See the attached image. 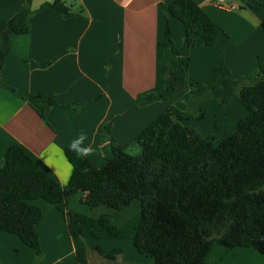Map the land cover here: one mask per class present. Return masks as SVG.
Segmentation results:
<instances>
[{
	"label": "crops",
	"instance_id": "0c3cea01",
	"mask_svg": "<svg viewBox=\"0 0 264 264\" xmlns=\"http://www.w3.org/2000/svg\"><path fill=\"white\" fill-rule=\"evenodd\" d=\"M52 1L32 0L30 31L12 36L10 53L0 69V165L9 147L18 144L39 169L62 185L68 183L73 169L65 150L81 131L88 136L85 144L95 149L90 158L99 167L113 156L114 145L139 154L136 137L168 106L203 136L216 134L197 122L208 116L207 100L196 104L202 113L190 111L193 96L188 94L180 109L172 104L171 92H177L163 78L164 62L174 52L170 39L180 50L178 65L180 60L186 64L187 93L193 84L214 81L221 61L233 78L242 80L241 86L257 81L259 63L264 62V0H196L224 29L215 45L196 47L187 45L186 28L178 18L170 15L167 20L172 0H62L71 5L69 14L47 4ZM22 3L0 0V35ZM31 94L84 106L46 103L43 117L26 99ZM209 103L216 116L224 110L218 100ZM245 114L239 111V117L232 119L239 121ZM33 202L43 209L38 224L41 255L17 235L0 231V264H81L76 255L81 246L87 247L88 264H94L89 251L99 243H88L85 234L83 241L73 237L55 204L43 199ZM67 208L89 214L87 192L71 196ZM133 245L129 242L128 250L118 245L114 248L122 252L115 259L100 254L102 260L95 264H153ZM206 264H264V253L253 247L217 245Z\"/></svg>",
	"mask_w": 264,
	"mask_h": 264
},
{
	"label": "trees",
	"instance_id": "16d2710c",
	"mask_svg": "<svg viewBox=\"0 0 264 264\" xmlns=\"http://www.w3.org/2000/svg\"><path fill=\"white\" fill-rule=\"evenodd\" d=\"M22 2L0 35V69L10 53L12 36L30 31L32 0ZM47 4L63 14L71 12L65 1ZM170 15L185 25L189 47L215 45L224 32L196 0H172L167 20ZM164 67L169 87L175 92L186 90V64L180 60V71L167 61ZM241 82L221 61L214 81L192 85L189 108L213 97L226 109L237 96L247 111L236 131L220 142L215 135L203 136L184 124L168 106L136 137L139 154L114 145L113 156L99 167L91 158L78 159L67 148L73 169L65 185L39 169L23 146L9 147L0 165V231L17 235L41 255L38 224L43 209L33 201L43 199L64 213L73 237L84 236L85 223L95 238L104 231L117 234L125 220L140 213L133 244L140 254L152 257L153 264H206L217 245L253 247L264 253V62L259 63L254 84L241 86ZM26 99L43 117L46 103L84 106L60 104L39 94ZM78 191L87 192L89 214L67 208V200ZM94 248L109 259L122 252L121 248ZM76 255L81 264H88L86 246L79 247Z\"/></svg>",
	"mask_w": 264,
	"mask_h": 264
},
{
	"label": "rangeland",
	"instance_id": "374dc122",
	"mask_svg": "<svg viewBox=\"0 0 264 264\" xmlns=\"http://www.w3.org/2000/svg\"><path fill=\"white\" fill-rule=\"evenodd\" d=\"M170 48H171V51L173 52L172 47H170ZM169 54L170 55L167 58V62L172 67H175L176 70H179L180 66L178 65V54L175 52L169 53ZM186 90H183V91H180L177 93L171 92V94L173 96H175L174 100L172 101V104L176 109H180V107H183V105H182L183 100L182 99L186 98L187 94L189 96H192L191 89H190V93H187ZM212 99L217 100L216 98H213V97L204 99L205 101L207 100L206 101L207 102L206 103V105H207L206 111L208 112V116H207L205 121L203 120L202 117H199L197 119V122H198V125H200L201 129L203 128L206 131H212V130L216 131V134H214V135L216 136L217 141L220 142V141L224 140L225 138H227L232 133H234L237 129V124H238L237 122L238 121L235 119L233 120L232 116L238 115V117H239V111H241V112L245 111L246 112V110L243 107V105L240 103V101L238 100V97L236 96L232 100V102H233L231 105L232 109H230L229 111L227 109H224L221 114L216 116L215 110L212 108V106H210V103H209L210 100H212ZM235 106H237V107H235ZM190 111L194 112V113L195 112H197V113L204 112L197 106L191 107ZM233 124L236 125L234 128H233ZM206 135L208 136L209 134H206ZM140 219H141L140 213H138V212L133 213V215H131L127 220H125L120 225L119 233L110 234V233L104 231L103 235L99 238H95L89 233V228H88V224H87L84 227L86 241L90 244L99 243V245H101L102 247H104L106 249H111V248H114L118 245H121L128 250L127 245L129 242H130V245L133 244V239H132L133 236L132 235H133L134 227L138 224V221H140ZM77 238L79 240L83 241L82 236L77 237ZM89 254H90L89 255L90 259H91L92 263H94V264L96 263V261L102 260V256L96 250L91 249V251H89ZM143 256H144V258H152V257L146 256V255H143Z\"/></svg>",
	"mask_w": 264,
	"mask_h": 264
},
{
	"label": "clouds",
	"instance_id": "9594fccd",
	"mask_svg": "<svg viewBox=\"0 0 264 264\" xmlns=\"http://www.w3.org/2000/svg\"><path fill=\"white\" fill-rule=\"evenodd\" d=\"M87 139V134L81 131L68 145L69 151L74 152L76 157L80 160L90 158L95 153V149L90 144H85ZM83 171L87 172L88 169L85 168Z\"/></svg>",
	"mask_w": 264,
	"mask_h": 264
}]
</instances>
